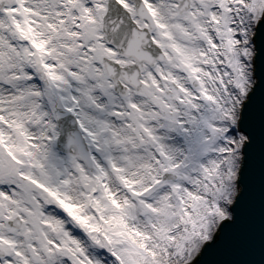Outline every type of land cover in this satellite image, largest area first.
I'll list each match as a JSON object with an SVG mask.
<instances>
[{
	"label": "snow or ice",
	"instance_id": "6c2138e0",
	"mask_svg": "<svg viewBox=\"0 0 264 264\" xmlns=\"http://www.w3.org/2000/svg\"><path fill=\"white\" fill-rule=\"evenodd\" d=\"M0 264H264V0H0Z\"/></svg>",
	"mask_w": 264,
	"mask_h": 264
}]
</instances>
